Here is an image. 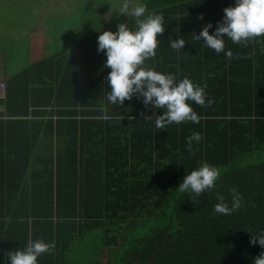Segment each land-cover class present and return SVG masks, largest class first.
I'll use <instances>...</instances> for the list:
<instances>
[{
  "label": "trees",
  "instance_id": "trees-1",
  "mask_svg": "<svg viewBox=\"0 0 264 264\" xmlns=\"http://www.w3.org/2000/svg\"><path fill=\"white\" fill-rule=\"evenodd\" d=\"M142 2L147 11L163 15L165 27L148 67L183 76L188 67L183 62L192 57L224 61L222 66L209 65L207 76L193 81L206 85V96L214 103L189 102L198 123L163 128L147 118L155 119L164 109L145 105L139 94L113 104L97 91L92 109L82 86V63L87 66L91 59L89 47H98L92 36L5 81L0 126L9 134L0 138V264H9L6 253L23 250L36 239L55 245L38 257V264H68L78 239L93 233L103 246L99 264H253L264 251L250 243L252 234L264 230V161L241 164L246 156L264 152V95L257 90L236 95L234 67L227 64L250 56L234 53L226 39L231 59L208 47L201 53L191 47L184 54L183 48L172 49L169 39L202 30L208 23L216 27L223 9L234 6L235 0ZM135 19L123 21L135 29ZM255 39L253 49L261 58L264 36ZM103 56L97 53V64ZM261 74L256 66L254 79L240 85L260 86ZM71 88L78 95L68 92ZM193 131L202 139L193 143L190 153L186 138ZM24 153H29L26 160L21 158ZM199 162L214 165L220 176L213 189L191 198L176 188ZM8 163L14 164L12 171ZM233 186L242 194V207L230 215L215 213L216 193L230 202L228 189ZM9 195L15 198L17 213L7 203ZM13 219H22L19 229L26 238L16 247ZM23 242L25 247H20Z\"/></svg>",
  "mask_w": 264,
  "mask_h": 264
},
{
  "label": "clouds",
  "instance_id": "clouds-1",
  "mask_svg": "<svg viewBox=\"0 0 264 264\" xmlns=\"http://www.w3.org/2000/svg\"><path fill=\"white\" fill-rule=\"evenodd\" d=\"M223 11L222 21L217 22L214 32L210 34L209 29L213 25L208 23L195 38H202L206 47L217 54L223 52L225 57L231 59L233 53L225 50V37L232 43L239 44L264 36V0H235L234 6H228ZM120 14L134 16L135 29H130L127 23H121L115 32L104 31L97 37V51L104 53V68L110 69L105 78L110 88L107 91V100L113 104H124L126 99L139 94L145 105L164 109L155 119L151 116L147 118L154 120L157 128L185 121L198 123L197 113L189 102L211 106L214 98L206 96V85L194 83L188 76L177 80L171 73H162L143 66L148 57L155 55L157 37L165 30L163 15L147 11L143 3L130 8L129 0H122ZM169 39L170 47L175 50H181L185 44L183 38ZM201 139V134L193 131L186 138L187 150L191 153L193 143H199ZM219 176L217 167L207 162H199L197 168L186 173L176 189L180 193L189 194L191 198L193 195L200 197L214 188ZM228 193L230 202L223 194L216 193L218 202L213 206L215 213L230 215L242 207L243 197L240 191L233 186L228 189ZM250 243H258L264 247V230L257 235L252 234ZM54 247V243L36 239L30 240L23 250H12L6 255L9 264H38V257L51 252ZM253 264H264V251L255 258Z\"/></svg>",
  "mask_w": 264,
  "mask_h": 264
},
{
  "label": "crops",
  "instance_id": "crops-1",
  "mask_svg": "<svg viewBox=\"0 0 264 264\" xmlns=\"http://www.w3.org/2000/svg\"><path fill=\"white\" fill-rule=\"evenodd\" d=\"M77 0H37L36 2V8H42V11H33V9L27 5L22 4L20 1L17 0H0V81H9L12 77L19 76L22 71L26 70L28 67H31L33 64H37L44 59L48 57H52L53 55H58L66 51L69 47L80 41L81 39H84L85 37H91L92 41L97 43V35L101 34L104 31H113L115 32L117 28L115 27V24L112 25L111 17H108V27L105 25L97 30L86 32L85 35L80 36V38L73 39V42L70 43L68 46H65L64 48H60L59 46H55V38L54 34L56 33V28L59 27L57 24L55 26L54 19L55 17H52V13L59 14L61 12V6L62 11L65 15V17H69L72 13L76 12V7L73 4ZM72 2V5H71ZM12 4V9L5 7V4ZM59 3V4H57ZM9 10H13V12L8 13ZM4 13H3V12ZM26 11V12H25ZM86 12V11H84ZM99 17V15H97ZM97 17L95 20H97ZM74 27H80L83 26L80 23L74 24ZM215 28H211L209 30L210 33L215 31ZM61 31L64 33L71 34V32H68L67 30L64 31L62 27H60ZM201 30H188L186 32V36L178 37L183 38L185 40V44L183 46L184 54L185 51L192 47V52H195L194 50L196 48L198 53H201L204 49V52H206V46L203 44V39L197 40L195 36H189V34L193 33L197 34ZM75 35V34H74ZM73 35V36H74ZM63 37V33H60V38ZM77 37V35L75 36ZM58 39V37H56ZM227 41H230L231 49L236 54H243L249 55L250 57L247 58H241V59H235L234 61H230V63L234 68H232V71H235V74L232 78V80H236L238 83L237 87L239 90L234 91L235 94L243 96L244 93L250 92V90H257L256 93L259 95H264V56L261 58H257L255 51L253 49V44L256 41L255 38L248 40L246 43L241 42L239 44H234L231 42L230 39L227 37L224 38ZM261 37H257V41H260ZM52 43V44H51ZM257 44V42H256ZM96 45V44H95ZM60 48V49H59ZM91 49L90 52H88L87 56H89V53L91 55V59H87V66H84V63H82V70H83V89L84 92L87 93L88 98L91 99L93 102L92 109H95L94 105V98L97 96L96 92L99 93L102 92V95L104 96V99L107 100V91H110V88L107 85L106 81V75H102L104 73H108L110 69L104 68L106 57L105 55L101 57V60H99L98 64L96 63V57L97 53L100 52L97 51V47H89ZM235 48V49H234ZM77 52V51H76ZM84 54H82L81 50V59L84 58ZM154 58V56H153ZM191 60H187L186 62H183V64L188 65L185 74L182 75H174L177 80L184 78L185 76H188L193 81L194 79H202L203 76H207L206 72L208 71V66L217 64L219 66H222L225 64L224 61H215L212 60L213 63H208L207 59L190 58ZM22 62V63H21ZM153 60V64H154ZM144 63H146L145 67L150 66L151 64V57H148ZM173 63V62H171ZM182 64V63H181ZM155 65V64H154ZM260 67L262 70V74L260 77L258 76L257 82H261L260 86L255 87L254 89L250 86H247L246 89H243V87L240 85V83L247 82L250 83V77L255 71V67ZM85 67V68H84ZM96 67H98L99 70L102 71V74L96 75ZM179 67V66H178ZM174 68L177 69V67L172 66L171 69L174 70ZM181 69V67L179 68ZM236 69H242L243 71H236ZM84 70H87V73H84ZM41 72V71H39ZM80 78V77H79ZM254 79V77H251ZM207 79V78H205ZM197 82V81H195ZM199 83V82H198ZM201 84V83H199ZM208 92V89L205 88V92ZM71 94L76 93L75 95H78L77 91H74L73 88L70 89ZM233 92V94H234ZM6 96V93H5ZM138 97V96H137ZM5 99V97H4ZM73 101V99H71ZM5 108V107H4ZM79 110V106L77 107ZM56 118V116H55ZM42 128V127H39ZM7 132L9 134V129L7 127L0 126V138L7 137ZM47 137V136H46ZM1 145V144H0ZM44 148L42 147L43 151ZM29 157V153L22 155L21 158L23 160H26ZM6 159V158H5ZM12 160H16L13 157H11ZM14 162V161H13ZM9 166H7L8 171H12L14 169L13 163H8ZM8 202L11 205L14 206L15 213H17V203L15 201V198L11 195L7 196ZM16 219H13V225H14V232L15 237L17 239L14 240L15 244L13 246H18L22 241H25L26 238L21 237V230L19 229V226L23 222H19L21 220H18L15 222ZM18 229V230H17ZM65 242V240L63 241ZM25 242H23L20 247H25ZM11 247V245L9 246ZM75 247V246H74ZM102 256V254H101ZM100 258V257H99ZM68 264L69 263V256H68ZM103 261L106 260L105 256L103 255L102 258ZM9 261V260H8ZM7 261V262H8ZM2 262V261H0Z\"/></svg>",
  "mask_w": 264,
  "mask_h": 264
},
{
  "label": "rangeland",
  "instance_id": "rangeland-1",
  "mask_svg": "<svg viewBox=\"0 0 264 264\" xmlns=\"http://www.w3.org/2000/svg\"><path fill=\"white\" fill-rule=\"evenodd\" d=\"M22 4L27 5L33 9V11H42V8H36L37 0H17ZM122 0H77L73 4L75 5L76 12L65 17L62 6L61 12L59 14L52 13V17H55L54 22L59 26L56 28V33L54 34L55 46L64 48L73 42V39L80 38L86 34V32L94 31L102 28L104 25L108 27V17H111L112 25L115 24L117 28L119 24L124 23V19L132 17L131 14L128 16L120 14ZM139 3H143L142 0H129V7H135ZM59 4V3H57ZM60 5V4H59ZM72 5V2H71ZM10 9L12 4L6 3L4 5ZM38 7V6H37ZM86 11V12H84ZM3 12V11H2ZM13 12L9 10L8 13ZM26 12V11H25ZM4 13V12H3ZM99 15V17H97ZM97 17V20H95ZM81 24L83 26L74 27V24ZM60 27L64 31L71 32V34L64 33L61 31ZM60 33H63V37L60 38ZM75 34V35H74ZM74 35V36H73ZM77 35V37H75ZM58 37V39H56ZM52 44V43H51ZM59 48V49H60ZM22 63V62H21ZM264 161V152L256 153L254 155H248L245 159L241 161L242 165L253 164L256 162ZM103 250L102 242L98 234H90L82 239H78L75 247L69 253V263L70 264H99L96 260L101 257Z\"/></svg>",
  "mask_w": 264,
  "mask_h": 264
},
{
  "label": "built area",
  "instance_id": "built-area-1",
  "mask_svg": "<svg viewBox=\"0 0 264 264\" xmlns=\"http://www.w3.org/2000/svg\"><path fill=\"white\" fill-rule=\"evenodd\" d=\"M5 93H6V84H5V81H0V101L2 99H4ZM4 111H5L4 105L1 104V102H0V117H3L4 116V114H3Z\"/></svg>",
  "mask_w": 264,
  "mask_h": 264
}]
</instances>
